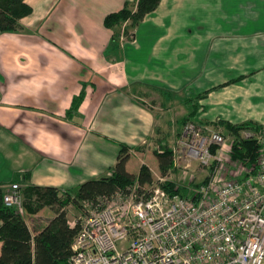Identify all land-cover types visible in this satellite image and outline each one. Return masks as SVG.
Segmentation results:
<instances>
[{
  "label": "crops",
  "instance_id": "obj_1",
  "mask_svg": "<svg viewBox=\"0 0 264 264\" xmlns=\"http://www.w3.org/2000/svg\"><path fill=\"white\" fill-rule=\"evenodd\" d=\"M136 2L26 0L23 30L0 34L3 189L74 191L107 177L121 145L131 173V158L168 146L186 100L204 92L198 125L264 122V0H161L135 39L113 42L105 17ZM53 218L48 207L24 214L32 236Z\"/></svg>",
  "mask_w": 264,
  "mask_h": 264
},
{
  "label": "built area",
  "instance_id": "obj_2",
  "mask_svg": "<svg viewBox=\"0 0 264 264\" xmlns=\"http://www.w3.org/2000/svg\"><path fill=\"white\" fill-rule=\"evenodd\" d=\"M259 126L239 134L259 146L247 168L231 159L233 138L228 144L222 132L188 122L177 160L184 170L191 162L208 169V180L184 186L187 195L134 185L85 203L68 264H264V122ZM3 203L24 214L18 185L5 189Z\"/></svg>",
  "mask_w": 264,
  "mask_h": 264
},
{
  "label": "trees",
  "instance_id": "obj_3",
  "mask_svg": "<svg viewBox=\"0 0 264 264\" xmlns=\"http://www.w3.org/2000/svg\"><path fill=\"white\" fill-rule=\"evenodd\" d=\"M160 1L137 0L133 8L125 5L119 12L107 15L104 19V27L113 32L112 41H119V31L125 23L127 26L124 32L129 29L133 30L145 17L157 9ZM31 13L32 8L26 3V0H0V34L21 32L23 29L20 21L30 16ZM207 95L208 92H204L186 100L189 112L180 122L182 128L188 122L196 120L200 111L198 101ZM214 126L222 128L233 138L231 146L233 161H239L247 168L256 163L259 148L257 142L243 140L239 138V134L248 129L259 131V125L252 122L232 125L219 121ZM129 151L127 146L121 145L117 163L107 177L88 181L74 191L36 187L28 184L20 188L24 214H36L45 207L50 208L54 213V218L50 223L35 236H32L26 225L24 214L20 215L16 208L4 205L5 189L0 185V243L2 244L0 264H68L73 255L72 244L78 234L79 226L77 224L74 227L69 225L66 208L72 206L82 210L85 203L95 204L101 198L111 197L134 185L139 186V190L142 192L145 191L144 186L153 184V177L147 166H141L138 175L127 172L126 164L129 160ZM212 152H215V148H212ZM154 155L158 161L161 177L164 178L166 172L174 167L173 152L171 149L159 145L154 151ZM207 180L208 177L202 184ZM200 185L190 186L197 188ZM159 186L169 194L187 195L184 186H178L173 182L166 181Z\"/></svg>",
  "mask_w": 264,
  "mask_h": 264
},
{
  "label": "rangeland",
  "instance_id": "obj_4",
  "mask_svg": "<svg viewBox=\"0 0 264 264\" xmlns=\"http://www.w3.org/2000/svg\"><path fill=\"white\" fill-rule=\"evenodd\" d=\"M189 20H190V18H189ZM191 20H192V18H191ZM126 26H127V24L125 23L122 26L121 30L119 31V33H120L119 41H123V39L128 40V41H132L133 39H135L134 31H131L132 29H129L127 32H124ZM130 32H133V33H130ZM122 36H124V37H122ZM154 105H156V104H154ZM179 106H180L179 112L174 117V119H176V118L181 119L183 116L182 110L185 108L182 104H179ZM217 128H215V129L212 128V130L222 132V134L225 136V138L228 141L227 143L229 144L232 140V137L227 132H225L222 128L221 129H217ZM182 129L183 128L178 127V126L173 128V129H169L170 134L173 135V137L171 138V135H170L169 138L164 141L168 145L165 147L171 149L173 152V163H174V167L166 172V176L164 178L161 177L160 171H158L156 169V164L158 165V162L156 161L154 151L157 150L159 145L149 143V145L146 147V151L144 150V152H143L145 154L144 157L139 156V159L138 158H131V162L133 163V165H132L133 168H131V170L129 169V167L127 168L131 173L138 172L139 162L142 160L141 162H144V164H142L141 166H143V165L147 166L149 168V171H150L152 177H153V184L150 186H144L145 191L148 192L152 188L159 186L163 182H166V181L167 182H173V183H175L181 187L182 186H188V185H199V184H202V182L208 176L209 170L201 168L196 162H191L190 167L187 170H184L183 169L184 164H181L180 161L177 160L178 156L176 155L177 154L176 151L179 150V140H180L181 135H182ZM153 140H157V137L155 136V138ZM66 211H67L68 220L72 221V222H74L75 219L81 214V212H80L81 210H78L72 206L66 208Z\"/></svg>",
  "mask_w": 264,
  "mask_h": 264
}]
</instances>
